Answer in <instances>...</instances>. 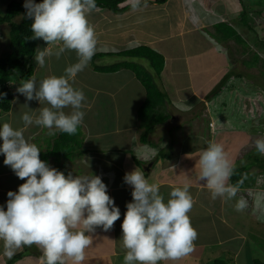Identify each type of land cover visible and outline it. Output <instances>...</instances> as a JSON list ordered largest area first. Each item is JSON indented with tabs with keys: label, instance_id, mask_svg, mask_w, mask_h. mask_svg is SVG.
<instances>
[{
	"label": "crops",
	"instance_id": "0c3cea01",
	"mask_svg": "<svg viewBox=\"0 0 264 264\" xmlns=\"http://www.w3.org/2000/svg\"><path fill=\"white\" fill-rule=\"evenodd\" d=\"M215 1L172 0L175 8L171 11L169 0L162 4L154 0H140L139 7L133 9L130 6L122 14L100 7L87 12L88 21L95 31L97 46L88 66L74 79V87L82 89L86 95L82 109L86 115L77 133L67 134L66 145L67 148L72 146L73 152L68 158L57 161L56 157L48 156V152L61 133L55 131V134H49L47 128L37 126L26 130L25 136L29 142L40 148L41 160L64 172L66 176L69 173L101 176L108 187V194L121 210V218L115 222L112 230L104 232L102 228H97L91 234L92 244L86 249L82 264H123L125 250L121 247V225L127 211L126 204L133 199V189L124 183L123 178L136 168L144 173L149 182L159 184L165 199L169 197L173 187H182L184 183L191 185L193 207L189 215L198 232L194 251L183 259L163 261L162 264H212L216 259L223 260L225 264H253L254 258L264 261V221L248 226V221L255 217L250 219L248 209L243 212L235 210V204L241 198L239 191L254 196L251 200L252 208H264V200H261L264 199L263 193L251 191L247 185L248 173H256V169L251 171L250 168L244 173L243 187L237 186V197L232 200H213L204 182L198 180L200 169L197 161L208 144L218 143L219 133H244L235 126L217 131L214 126L212 129L208 128L204 125L206 120L203 117L210 109V104L217 102L221 88H226L234 79L236 60L230 55L229 45L234 43L247 46L250 42L241 30H257L256 35L259 36V24L264 22V4L263 10L254 9L257 18L250 25L240 19L241 13L238 10L228 13L219 11ZM134 2L135 0L129 1L132 4ZM157 12L163 13L161 20H164V16H169L168 31L162 34L144 27L151 15H159L152 14ZM246 13L249 12L246 10ZM232 30L237 34H233ZM40 40L39 48L47 47L46 42ZM143 44L151 46L165 58V66L157 81L168 98L163 114L167 116L157 121L145 142L141 137L146 132L143 131V125L147 123L144 124L139 116V109L147 95L144 85L131 69L104 72L95 67L124 60L125 58L116 54ZM56 47L53 45V50ZM104 55L119 59L110 61L109 64H96L95 61ZM76 60L74 52H66L59 60L55 56L47 58L44 68L38 67L35 61L34 75L38 80L49 75L59 76ZM251 63H254L253 60ZM25 103L26 98L16 91L11 109H0V127L5 122L13 127L22 126L21 115L28 111ZM28 103L33 110L41 106L35 100ZM174 135H182L181 140L190 139L187 143H174ZM248 138L246 135V140ZM2 143L0 139V145ZM229 144L231 152L225 153L234 172L247 165L239 164L245 139L235 145ZM4 159L5 156L0 154V205L6 210L7 193L18 191L19 186L26 181L19 179L10 166L3 163ZM252 178H256L255 174ZM228 183L234 185L231 177ZM219 224L228 226V231L235 230L236 227L241 229L232 235L223 234L221 230L214 239L202 237L201 230H207L210 234L212 225L216 227ZM29 248V252L13 264H45L42 251L35 245ZM24 249L22 246L9 258L4 255L3 244L0 242V264H8L15 255L25 253ZM65 264L72 262L66 260Z\"/></svg>",
	"mask_w": 264,
	"mask_h": 264
},
{
	"label": "clouds",
	"instance_id": "9594fccd",
	"mask_svg": "<svg viewBox=\"0 0 264 264\" xmlns=\"http://www.w3.org/2000/svg\"><path fill=\"white\" fill-rule=\"evenodd\" d=\"M139 3L135 0L133 9ZM96 6V0L24 2L25 18L32 20L33 35L28 40L42 39L47 44L35 51L37 66L44 68L47 58L55 56L59 60L66 52H74L77 60L59 76L38 80L32 74L21 80L16 91L26 98L24 106L28 109L21 115L22 126L13 127L5 122L0 127L3 163L26 181L18 191L7 193L6 210L0 205V242L9 258L22 246L35 245L42 251L45 264H65L66 260L82 264L86 249L92 244L91 234L97 228L104 232L112 230L121 218V210L108 194L101 176H66L41 160L40 148L25 136L32 126L47 128L49 134L58 131L75 135L83 123L86 95L74 87V79L95 54L97 39L87 12ZM53 45L57 46L55 50ZM5 95L0 93V99ZM34 100L41 105L35 110L28 103ZM254 143L256 151L264 155V138ZM197 164L198 180L204 182L213 200L237 197L238 187L228 183L233 165L222 144L210 142ZM123 179L133 189V199L126 204L121 225L123 264H162L189 256L198 239L189 215L193 207L191 185L173 187L165 199L159 184L149 182L139 168L126 173ZM246 208L247 201L241 197L235 210L243 212Z\"/></svg>",
	"mask_w": 264,
	"mask_h": 264
},
{
	"label": "rangeland",
	"instance_id": "374dc122",
	"mask_svg": "<svg viewBox=\"0 0 264 264\" xmlns=\"http://www.w3.org/2000/svg\"><path fill=\"white\" fill-rule=\"evenodd\" d=\"M11 0H0V11L4 12L8 2ZM25 1V0H24ZM264 0H223V2L218 3L217 0L215 1L216 8L221 12H232L238 10L240 12V19L247 24L252 23V20L257 18V15L254 12V9L263 10V2ZM205 2V0H204ZM169 8L171 11L174 10V5L172 4V0H169ZM249 12L248 14L246 13ZM159 14L157 17L152 16L148 19L146 23H144V27L152 31L154 30L157 33H164L168 31V20L169 16H164V20H161L163 13L157 12L152 13ZM260 16V14H259ZM174 18V17H173ZM158 19V20H157ZM16 21L21 20V16H17L15 18ZM240 20V21H241ZM254 26V23H253ZM9 28L10 25L2 24L0 25V55L3 51L7 50L8 42H9ZM242 34L246 37V39L250 42L247 46L243 44H230L229 51L231 57L236 60L234 64V79L230 85L227 84L226 88H221L222 91L219 95L217 102H213L206 112L203 119L206 120V127L211 128L214 126L215 130H222L224 128H231L235 126L244 133H219L220 140L218 141L222 143L224 146L225 152L229 153L230 151V144L240 143L241 140L245 139V145L243 146L242 154H241V161L240 165L248 164L254 160L255 157L264 158V155H260L255 148V140L258 138H264V22L259 24V36H257V30H250L244 29L241 30ZM40 40V39H39ZM39 40H38V47H39ZM41 42V40H40ZM236 47V48H235ZM238 50H235L237 49ZM35 59V57H34ZM112 55H104L103 58H98L95 63L105 64L111 63L110 61L118 60ZM134 60V59H133ZM253 60L254 63H251ZM138 61V60H137ZM144 65L148 66V62L144 59L140 60ZM96 63V64H97ZM239 74V75H238ZM242 75V76H241ZM15 90L20 86V82H15ZM158 83V81H157ZM166 101L168 98L162 102L157 110L154 111L155 114L162 116L165 113L166 108ZM207 108V106H205ZM139 116L143 121L142 115L139 112ZM202 119V120H203ZM216 121V123L214 122ZM147 120H144V124H146ZM221 122V124L219 123ZM204 123V122H203ZM219 123V124H217ZM192 124V123H191ZM157 122L154 124L156 127ZM193 125V124H192ZM201 125V120L199 121V126ZM143 131L146 130L145 125H143ZM234 127V128H235ZM206 130V128H205ZM246 133V134H245ZM146 133L144 132V135ZM180 134V133H179ZM187 134V133H183ZM192 135V134H191ZM189 135V136H191ZM246 135L249 137L246 140ZM183 136H176L174 135L172 140L174 143H187V141L181 140ZM197 139H195L196 141ZM244 158V159H243ZM256 169V173L249 172L247 176V185L250 187L251 191H256L263 193L262 197H264V172L261 171L258 167L251 168V171ZM256 176V178H252V175ZM249 179V180H248ZM246 181V179H245ZM250 193L246 194L241 193L239 191V197H243L247 201V208L249 213L250 219L255 217L254 220L248 221V226L253 224H260L264 221V208L259 210L258 208L251 207V200L254 197L250 195ZM249 196V197H248ZM252 196V197H251ZM261 200H264L261 198ZM220 226L213 227L212 231L209 232L206 230H201L203 233L202 237H210V239H214L215 236L222 230L223 234L232 235L235 234L237 230H240L241 227H236L235 230L228 231V226L224 224H219ZM247 226V227H248ZM246 227V228H247ZM218 229V230H217ZM228 231V232H227ZM25 249L23 252L26 254L29 252L30 248L28 246H24ZM16 252V251H15Z\"/></svg>",
	"mask_w": 264,
	"mask_h": 264
},
{
	"label": "trees",
	"instance_id": "16d2710c",
	"mask_svg": "<svg viewBox=\"0 0 264 264\" xmlns=\"http://www.w3.org/2000/svg\"><path fill=\"white\" fill-rule=\"evenodd\" d=\"M130 0H96V7L107 8L116 14L124 13L127 8L132 6ZM157 3H165L167 0H154ZM24 0H11L8 2L5 11H0V25L8 24L9 42L7 50L0 55V93L6 94L0 99V109L9 111L12 106V101L15 97V86L10 87L8 82H20L26 80L34 74L35 71V51L38 47V39L28 40L33 35L31 32L32 20L25 18L26 9L24 8ZM36 3H41L42 0H35ZM21 16L20 21H16L17 16ZM233 34H237L232 30ZM236 38H239L238 36ZM116 55L125 58L124 60L115 62L109 65H96V70L104 72H113L122 68L131 69L137 78L144 85L147 95L146 99L139 109L143 120H147L146 134L141 137L142 141H146L148 133L154 127V124L167 115H158L154 113L158 106L167 98V95L160 89L157 79H159L165 66V58L163 54L155 50L149 45H139L131 49H127L117 53ZM134 59V60H133ZM135 59H138L135 60ZM139 59H144L148 62V66L144 65ZM146 136V137H145ZM67 134L61 133L54 141L53 147L49 150L48 156L60 158H68L73 152L72 146L67 148ZM257 166L264 172V158L255 157L253 161L246 166L237 168L231 175V181L235 186L243 187L244 173L248 172L253 166ZM24 253H19L8 262L13 264L16 260L23 257ZM212 264H225L221 259H216ZM253 264H264V261L259 258L253 259Z\"/></svg>",
	"mask_w": 264,
	"mask_h": 264
},
{
	"label": "built area",
	"instance_id": "2783aa9c",
	"mask_svg": "<svg viewBox=\"0 0 264 264\" xmlns=\"http://www.w3.org/2000/svg\"><path fill=\"white\" fill-rule=\"evenodd\" d=\"M8 84H9L10 87H14L15 86V82L14 81H9Z\"/></svg>",
	"mask_w": 264,
	"mask_h": 264
}]
</instances>
